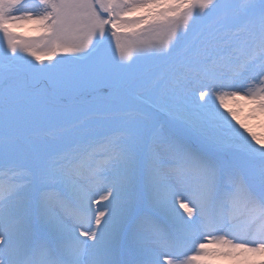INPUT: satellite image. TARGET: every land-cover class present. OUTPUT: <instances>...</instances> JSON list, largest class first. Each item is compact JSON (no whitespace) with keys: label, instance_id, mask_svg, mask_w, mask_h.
Instances as JSON below:
<instances>
[{"label":"snow or ice","instance_id":"snow-or-ice-1","mask_svg":"<svg viewBox=\"0 0 264 264\" xmlns=\"http://www.w3.org/2000/svg\"><path fill=\"white\" fill-rule=\"evenodd\" d=\"M245 106L264 0H0V264H264Z\"/></svg>","mask_w":264,"mask_h":264},{"label":"rangeland","instance_id":"rangeland-1","mask_svg":"<svg viewBox=\"0 0 264 264\" xmlns=\"http://www.w3.org/2000/svg\"><path fill=\"white\" fill-rule=\"evenodd\" d=\"M16 31L26 37L37 35V33L32 28V26L27 24L17 28ZM26 59L31 60V57H26ZM247 111L248 110L246 106L242 107L241 110L238 112L239 118L243 120L245 123H247L252 128V130L256 132L258 135L264 134V126H262L264 125V117L257 116L256 119H249L247 118ZM216 264H231V262L226 259H221L216 261Z\"/></svg>","mask_w":264,"mask_h":264}]
</instances>
